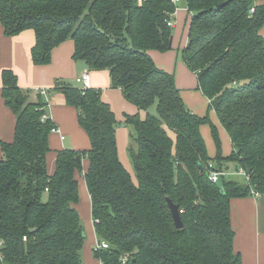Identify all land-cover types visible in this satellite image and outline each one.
Segmentation results:
<instances>
[{
	"label": "trees",
	"instance_id": "16d2710c",
	"mask_svg": "<svg viewBox=\"0 0 264 264\" xmlns=\"http://www.w3.org/2000/svg\"><path fill=\"white\" fill-rule=\"evenodd\" d=\"M187 7L182 58L229 135L228 156L220 148L209 155L201 128L210 123L220 146L217 126L185 104L174 74L149 53L172 47L168 21L177 5L171 0H0L7 35L35 31V64L50 63L53 49L71 39L73 57L90 70L107 69L111 86L138 107L123 122L133 130L135 181L120 159L119 122L101 89L58 79L52 91H63L77 108L91 146L59 150L51 174L47 155L56 125L42 120L48 101L23 90L13 70L3 71V96L17 121L13 140L1 141L0 264H85L87 236L77 208L85 157L95 231L108 244L93 248L101 264H242L231 200L252 189L264 193V0H187ZM230 163L246 170L249 181L210 178L211 164L228 170ZM167 197L179 205L182 228Z\"/></svg>",
	"mask_w": 264,
	"mask_h": 264
},
{
	"label": "crops",
	"instance_id": "0c3cea01",
	"mask_svg": "<svg viewBox=\"0 0 264 264\" xmlns=\"http://www.w3.org/2000/svg\"><path fill=\"white\" fill-rule=\"evenodd\" d=\"M183 6L187 9L186 11H179L177 13V7L174 14L175 23L173 29L175 35L172 38L171 49L164 52L150 50L149 53L159 68L174 74L176 84L181 90L185 104L189 102L190 107L187 106L194 113L200 116L208 114L210 117L209 98H207L208 105L207 103L198 105L199 99H202L199 97L198 92L195 89H192L191 93L188 91L190 88L196 87V85L199 88V85L197 75L189 68L179 53L188 42L191 20L187 0H183ZM35 43L36 36L33 29H26L17 35H7L0 18V159L3 156L1 141L13 140L17 121L15 112L6 104L3 96V71L11 69L17 74L19 86L23 90L36 91L38 89H47L49 91L47 110L52 121L59 127L61 132H51L49 137L51 150L47 155V168L48 172L52 174L56 168L57 152L59 150L63 148L88 150L91 146L90 138L79 122L77 108L66 102L63 91H52L57 83L56 81L63 77L76 78L82 75L83 72L89 71L91 74V87L100 88L101 91H104L108 95L110 92L108 89L111 87V77L107 69L90 70L84 60L75 59L73 57L74 42L71 39L62 42L53 49L50 63L37 65L33 62L31 56V50ZM82 62H85L84 65ZM103 99L105 98L103 97ZM124 104L123 119L118 120L122 124L125 120V114H135L138 112L137 106L133 107L131 104ZM61 134L65 136L64 139L61 138ZM227 136L229 138L228 133ZM229 141L232 150L225 156L230 155L233 151L230 138ZM88 167L89 160L85 157L82 161V172L78 173L80 200L77 208L89 236L87 249L90 251L91 245L98 241V238L92 216L91 196L83 175ZM231 222L235 231V249L241 254L242 264H264V193L258 197L249 195L232 198ZM86 254H84L85 260L83 259L85 264H101V261L95 256L91 259Z\"/></svg>",
	"mask_w": 264,
	"mask_h": 264
},
{
	"label": "rangeland",
	"instance_id": "374dc122",
	"mask_svg": "<svg viewBox=\"0 0 264 264\" xmlns=\"http://www.w3.org/2000/svg\"><path fill=\"white\" fill-rule=\"evenodd\" d=\"M177 7H178L177 13H179V11H186L187 10L183 6V0L178 1ZM173 21L175 23V19H173ZM173 35H175L174 29H173ZM179 53L182 56V50ZM84 63H83V65H84ZM76 78L75 77H67V78L63 77L61 79L64 82L70 83L74 86H80L81 84L77 82ZM192 89H195L198 92L199 97L202 98V99H199L200 101L197 104L203 105V104L207 103V105H208V99L206 96H204L201 89L197 88V85H196V87L190 88L188 91L191 93ZM108 90L110 91L108 95L104 91H102V93H103L102 95L106 100H108L111 103L112 107L114 108V110L116 112L117 120H122L123 116H124V110H125V108H124L125 104L124 103H127L129 105L131 104V105H133V107H136V105L133 104L132 102L128 101L125 98L124 93L120 88H114L111 86V87H109ZM29 91L32 93L38 92L37 90L36 91L35 90H29ZM43 97L45 98V96H43ZM192 104H193V106H195L194 103H192ZM186 105H188L190 107L189 102H186ZM207 108H208V106H207ZM150 112H152L153 114L157 113V105L156 104L151 106ZM209 113H210L212 123H215L217 126L218 135H219V139H220V146L217 145L216 140L212 134L211 124L210 123L204 124L202 127V133H203L204 138L206 140L208 153L211 156H215L217 154L218 149L220 148L222 154H224V156H225L232 150V146H231V143H230L229 138L227 136V132H226L224 126L222 125L217 113L213 109H210ZM118 122H119V125L117 126V135H118L119 156H120L121 161L125 165V167L131 172L133 179L135 181H137L136 172H135L133 162H132L130 152H129V147L131 146V144H135L133 137H132L133 130H132L131 126H129V125L124 126L122 124V122H120V121H118ZM226 172L231 173V175L228 176V178L234 177L235 179H237L241 182L246 181L243 176L235 174L237 172V168H236V165L234 163H230L229 169ZM81 219H82V217H81ZM82 222H83V225H85L83 219H82ZM85 231H86L87 238H86L85 245H84V248L82 251V255H83L82 257L84 260H85L84 254H86V253H87L86 256L89 255L88 257H90L91 259H92V257L95 256L93 248L98 243V241H96L94 244H92L91 249L89 251L87 249V246H88L87 241L89 239V236H88L86 227H85ZM85 247H86V249H85Z\"/></svg>",
	"mask_w": 264,
	"mask_h": 264
},
{
	"label": "built area",
	"instance_id": "2783aa9c",
	"mask_svg": "<svg viewBox=\"0 0 264 264\" xmlns=\"http://www.w3.org/2000/svg\"><path fill=\"white\" fill-rule=\"evenodd\" d=\"M174 4L177 5L178 1L179 0H171ZM251 11H254V8L251 9ZM168 25L170 26H174V21L173 19H170L168 21ZM77 82L81 84V86L83 88H87V87H91V74L89 71H85L82 73V75L78 76L76 78ZM38 92L41 93V95L45 96V99L48 101L49 100V92L47 89H38L37 90ZM48 105H49V102H48ZM51 118L50 114L48 112L46 113H43L42 114V120H46V119H49ZM52 131L53 132H60V129L59 127L55 126L52 128ZM61 138H65V136L63 134H61ZM210 178L213 180V181H219L221 176H228V175H231V173H228L226 172L227 170L225 169H217L214 167L213 164L210 165ZM235 174H238L240 176H243L245 178L246 181H249V178H250V175L247 173L246 170H244L243 168L242 169H238L237 172ZM252 195L258 197L261 195V193L255 191L252 189L251 191ZM24 239H26V237H24ZM2 240H0V247L2 246ZM106 248L108 247V244L105 242V241H102V242H98L96 245H95V248L98 249V248Z\"/></svg>",
	"mask_w": 264,
	"mask_h": 264
},
{
	"label": "water",
	"instance_id": "95a60500",
	"mask_svg": "<svg viewBox=\"0 0 264 264\" xmlns=\"http://www.w3.org/2000/svg\"><path fill=\"white\" fill-rule=\"evenodd\" d=\"M78 159L80 160V156L78 157ZM201 168H204L203 165H201ZM221 190L224 191V187L221 186L220 187ZM167 201H168V205H169V208L171 210V213H172V216H173V219H174V222H175V225L177 228H182L184 226V223H183V220H182V216H181V212H180V208H179V205L174 203L172 201L171 198L167 197Z\"/></svg>",
	"mask_w": 264,
	"mask_h": 264
}]
</instances>
